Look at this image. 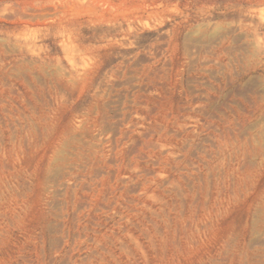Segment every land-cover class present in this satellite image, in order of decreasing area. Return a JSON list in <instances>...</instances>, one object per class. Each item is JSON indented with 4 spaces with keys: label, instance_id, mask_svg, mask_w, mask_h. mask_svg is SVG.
I'll return each instance as SVG.
<instances>
[{
    "label": "rangeland",
    "instance_id": "1",
    "mask_svg": "<svg viewBox=\"0 0 264 264\" xmlns=\"http://www.w3.org/2000/svg\"><path fill=\"white\" fill-rule=\"evenodd\" d=\"M261 104L264 0H0V264H264Z\"/></svg>",
    "mask_w": 264,
    "mask_h": 264
},
{
    "label": "bare ground",
    "instance_id": "2",
    "mask_svg": "<svg viewBox=\"0 0 264 264\" xmlns=\"http://www.w3.org/2000/svg\"><path fill=\"white\" fill-rule=\"evenodd\" d=\"M257 65V64H256ZM260 66V65H259ZM253 67V66H252ZM258 68V67H257ZM215 104V103H214ZM259 115L263 117L264 119V107H262V104L259 107ZM256 124V123H255ZM258 125V124H257ZM255 127V126H254Z\"/></svg>",
    "mask_w": 264,
    "mask_h": 264
}]
</instances>
